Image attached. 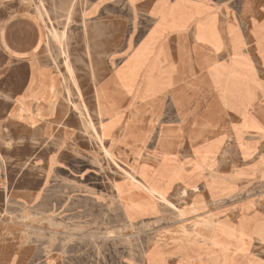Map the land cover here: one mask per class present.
<instances>
[{"label":"rangeland","instance_id":"1","mask_svg":"<svg viewBox=\"0 0 264 264\" xmlns=\"http://www.w3.org/2000/svg\"><path fill=\"white\" fill-rule=\"evenodd\" d=\"M104 3L39 0L43 52L7 77L14 96L30 79L19 115L32 122L54 92L51 114H76V144L59 147L51 121L0 135V241L18 238L39 264H264V39L242 45L256 48L247 74L213 38L166 65L151 38L133 49L146 8Z\"/></svg>","mask_w":264,"mask_h":264},{"label":"crops","instance_id":"2","mask_svg":"<svg viewBox=\"0 0 264 264\" xmlns=\"http://www.w3.org/2000/svg\"><path fill=\"white\" fill-rule=\"evenodd\" d=\"M105 1L104 6L108 7L109 0ZM137 3V6L146 8L143 12H148L149 25L146 31L140 30L132 37V39H140L136 45H133V49L141 47L145 40L151 38L154 40L152 47L155 51L169 56L165 62L166 65L178 66L181 63L179 53L182 43L185 44L190 58L194 59L192 39L194 37L213 38L220 40L227 47L226 51L218 53L222 56L220 61L227 60V51L234 55L238 51L242 52L245 57L243 62L240 60L239 63H243L244 67L240 66V70L247 74L256 48L253 46L248 48L244 46V48L242 45L248 41L252 44L256 39H264V0H137ZM39 8V0H0V114H5L0 118V135L7 134L13 125L28 128L29 124L37 127L47 124L45 121H51L54 140L59 147L68 146L70 150L76 144L75 124L71 121L76 114H51L53 109L51 103L54 102L56 95L52 92L51 98L48 97L47 105H32L33 112L32 110L25 112L42 115L36 118V122H32L28 116L19 115L24 114L23 108L19 105V99L25 94L28 98L33 94L30 89L26 91L27 87L32 86L29 84L30 79L27 81L25 90L14 96L12 80L7 77L14 68L19 66H24L27 71H35V68H30L34 60L33 56L43 52L41 21L44 20L40 19ZM103 8L102 6L100 20L105 31L100 35V44L105 53L108 51L110 36L107 29L108 14H105ZM124 23L118 15L119 28L117 33L111 36L118 45L121 44L120 39L124 38L125 31L120 30V28L124 30ZM126 44H124L125 48L123 47L124 52L128 49ZM204 54L210 53H204L202 49L201 56ZM243 85L245 87L243 102L246 108L252 101L247 95L246 88L252 84L245 78ZM229 114L236 113L229 112ZM245 114H253V111L246 108ZM68 179L75 181L69 175ZM2 183L0 180V184ZM30 263L39 264V257L25 254L18 238L0 241V264Z\"/></svg>","mask_w":264,"mask_h":264},{"label":"bare ground","instance_id":"3","mask_svg":"<svg viewBox=\"0 0 264 264\" xmlns=\"http://www.w3.org/2000/svg\"><path fill=\"white\" fill-rule=\"evenodd\" d=\"M215 218V217H214ZM208 219V218H207ZM216 221V220H215Z\"/></svg>","mask_w":264,"mask_h":264}]
</instances>
